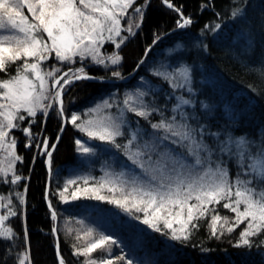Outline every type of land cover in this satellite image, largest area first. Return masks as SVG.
I'll return each instance as SVG.
<instances>
[{"label": "snow or ice", "instance_id": "1", "mask_svg": "<svg viewBox=\"0 0 264 264\" xmlns=\"http://www.w3.org/2000/svg\"><path fill=\"white\" fill-rule=\"evenodd\" d=\"M150 2L0 0V153L7 161L6 166H0V184L19 186L24 179L16 171V164L23 163V157L17 154L19 138L14 135V130L22 133L25 147L40 150L51 169L53 151L60 136L50 144L46 136L38 139L43 134L42 128L34 131L33 125L38 121L43 125L50 110H54L61 122V133L64 124L70 122L90 139L121 150L140 170L139 174L105 171L104 176L94 183H90L88 176L70 178L58 193L62 203L90 199L111 204L152 232L176 242L189 241L194 231L199 230L198 222L209 217L210 238L231 235L243 224L233 247L249 251L253 247L258 250L264 248V238H261L264 236V129L256 138L247 134L235 135L229 129L239 124L244 113L234 101L197 100L199 89L194 87L195 65L192 61L183 60L182 44L170 50V54L171 51L181 54V63L152 70V75L167 82L172 90L170 95L174 103L170 119L151 121L154 113L159 112L161 117L164 113L147 102L146 97L155 95V86L144 78H141L144 87L127 94L116 115L105 112V109L116 105L104 100L84 113L87 119L82 120L76 113L65 118L63 95L68 87L76 81L100 79L89 74L88 67L97 66L105 70L113 67L111 75L123 78L121 72L115 70L123 62L119 50L141 28ZM162 2L179 14L177 29H186L194 23L191 16H184L182 7L174 5L171 0ZM207 6L206 3L202 10ZM245 15L244 6L237 5L231 9L229 19L240 23L237 32L232 33L230 45L238 48L242 44L243 51L248 54L255 50V36L244 21ZM209 27L213 33H218L226 25H205V29ZM106 43L114 46L111 53L106 49L102 52ZM196 46L200 47V44ZM203 48L206 51L207 45ZM77 63L78 67H71ZM65 65L69 67L65 68ZM249 74L256 76L259 85L264 86V57L258 66H249ZM200 83L213 86L207 79ZM249 90L254 96L261 94L256 82ZM195 110L200 114L197 115ZM217 110L225 121L223 132L209 131L210 123H192L200 121L202 116L215 119ZM127 113L149 122L153 132L148 139L144 138V129L136 127L130 129L124 144L117 143V138L124 136L123 129L129 125ZM75 143L81 154L95 155L93 147L80 140ZM176 148L183 151L177 152ZM230 166L236 168L234 174ZM26 193L27 187H24L23 191L13 190V195H0V209L6 210L0 213V242L8 241L9 249L17 233L6 225V221L23 212ZM221 204L233 214L231 218L219 214L216 205ZM51 219H57L54 210L51 211ZM76 223L81 227L75 230V238L77 241L83 239L85 244L83 247L74 245L73 255L85 257L83 264H114L112 246L121 247L123 253L122 242L113 235L84 225L83 220ZM66 230L69 234L74 231L67 226ZM24 231L27 238L26 227ZM52 231L55 233L57 230L54 228ZM56 250L58 264H65L60 256L59 241ZM97 250L107 255L93 258L92 254ZM201 251L211 250L202 247ZM115 259L124 264H134L124 254ZM29 260L28 251L16 257L17 264H26Z\"/></svg>", "mask_w": 264, "mask_h": 264}, {"label": "trees", "instance_id": "2", "mask_svg": "<svg viewBox=\"0 0 264 264\" xmlns=\"http://www.w3.org/2000/svg\"><path fill=\"white\" fill-rule=\"evenodd\" d=\"M137 2L143 3V0ZM171 2L182 7L184 16H191L194 23L186 29H177L176 21L179 14L168 9L162 0H151L149 7L145 9L141 28L136 30L137 34L128 40L120 51L123 62L115 67V70L120 71L123 78L112 76L113 68L105 70L97 66L88 67L86 70L92 76L117 82L99 83L90 80L74 82L63 95L65 118L73 113L81 115L94 103L109 98L113 93L117 94L121 103L125 91L135 92L139 87L143 88L141 78H144L155 86V95L146 97L147 102L154 104L164 113V117H161L159 112L154 113L150 117L151 121L170 119V109L174 103L170 95L172 90L167 82L152 75V70L175 67L181 63V54L177 51H171L170 54V50L175 49L177 44H182L183 60L192 61L195 65L194 87L199 89L197 100L217 103L234 101L244 114L239 124L229 130L235 135L247 134L250 138H256L258 132L264 129V86L259 85L256 76L249 74V66H258L259 60L264 57V0H171ZM206 3L208 6L202 10ZM237 5L244 6L246 13L244 21L255 36V50L248 54L243 51L242 44L238 48L230 45L232 33L237 32L240 22L229 19V14ZM215 23H221L226 27L218 33H213L211 27L205 29V25L211 26ZM197 44H200V47H197ZM203 45H207L206 51ZM111 51L112 48L108 49V52ZM141 60L144 63L135 72ZM78 66L79 63L71 67ZM204 79L210 80L213 86H203L200 81ZM254 82L261 88L259 96H254L249 90ZM195 111L197 115L200 114L198 110ZM127 114L129 125L123 129L124 136L118 137L117 143L124 144L129 138L130 129L136 127L144 129V138L148 139L147 136L153 132L149 122L131 113ZM192 123H210L209 131L223 132L225 121L222 113L217 110L215 119L202 116L200 121ZM60 127V119L54 110L49 113V118L43 125L39 121L33 125L34 131L42 128L43 134L40 135V139L46 136L50 144L56 142L55 138L61 133ZM78 133L69 122H66L53 151L49 170L46 158L40 154V150L35 153L34 148L25 147L22 133L15 131L19 138L17 152L23 157L19 170L24 180L19 186H4L2 189L4 194H9L11 190L19 192L27 187L26 203L23 212L14 220H10L12 221L10 225L17 233L15 241L11 242L12 248L7 247L8 241L0 242V264H17L16 253L26 250V247L31 264H58L57 241L60 256L65 260V264H83V257L73 255V246L82 247V244L79 245L74 232L69 234L65 228L66 224H69L74 230L80 229L81 225L76 223L77 220H83L84 225L92 227L97 232L113 235L121 241L122 254L131 258L134 264H264V248L258 250L253 247L249 251L247 248L233 247L244 228L243 224L231 235L225 234L220 239L210 238L209 217L198 222L199 230L194 231L189 241L176 242L152 232L147 226L131 219L111 204L90 199L62 203L58 193L64 187L62 182L70 178L79 177L78 175L88 176L91 178L90 183H94L104 176L105 171L115 173L123 171L129 174L127 170L129 163H126L127 157L124 153L104 142L89 144L95 149V155L82 160L75 142L78 139L86 143L88 137ZM176 151L183 150L176 148ZM230 167L234 174L236 168ZM138 170L135 172L140 171ZM49 203L52 205L51 208ZM216 208L220 215L232 217L222 204L216 205ZM53 210L57 213V240L52 231L56 221L51 219ZM61 221H65L64 226L60 225ZM202 247L211 251L202 252ZM112 250L121 252V247L112 246ZM94 255L95 253L92 254L93 258H97Z\"/></svg>", "mask_w": 264, "mask_h": 264}, {"label": "rangeland", "instance_id": "3", "mask_svg": "<svg viewBox=\"0 0 264 264\" xmlns=\"http://www.w3.org/2000/svg\"><path fill=\"white\" fill-rule=\"evenodd\" d=\"M143 2H144V0H143ZM27 10L25 9V12H26ZM131 11V10H130ZM132 37H130L128 40H130ZM128 42V41H127ZM126 42V43H127ZM124 46V45H123ZM122 46V47H123ZM112 48V51L114 50V46L113 45H111V44H109V43H106L105 44V47H104V49H102V52L106 49L107 50V52H108V49H111ZM122 49V48H121ZM121 49L119 50V52L121 51ZM111 51V52H112ZM111 52H108V53H111ZM121 54V53H120ZM123 57V56H122ZM49 64H51L52 63V61H49L48 62ZM87 63V62H86ZM140 63L138 64V66H137V68H136V70H135V72H137L138 71V69L140 68ZM113 67H110L109 69H112ZM112 81H116L117 82V80H112ZM143 87H144V85H143ZM138 89H142V87H139ZM130 93H134L133 91H129L128 90V92L127 91H125L124 93H123V96H124V98H125V96L127 95V94H130ZM104 100H109V102H114V104L116 105V106H114L113 108H111V109H105V112H110L112 115H116L117 114V110H118V106H119V104H118V98H117V94L116 93H113V94H111L110 95V97L109 98H107V99H103V100H100V101H97L96 103H94V105L92 106V107H90L89 109H91V108H93V107H96L98 104H102V102L104 101ZM120 103V102H119ZM121 104V103H120ZM89 109H87V110H85V111H83L82 112V114H81V119L83 120V119H87L88 117L87 116H85L84 115V113L86 112V111H88ZM52 110H50V112H51ZM74 114V113H73ZM78 114H80V113H78ZM127 115V118H128V120H129V115L128 114H126ZM133 115V114H132ZM71 116V115H70ZM68 118H70V117H68ZM78 123H79V121H78ZM66 124V123H65ZM69 125L70 126H72V127H74L70 122H69ZM74 130L75 131H77V132H79L78 134L80 135V131H78L77 130V128H75L74 127ZM82 135H85V134H83V133H81ZM14 135H15V130H14ZM16 136V135H15ZM86 136V135H85ZM17 137V136H16ZM87 137V136H86ZM148 138H149V135L147 136ZM38 139H40V136H38ZM147 139V138H146ZM78 140V139H77ZM87 142L85 143V142H83V141H81L82 143H85L87 146H89V144H92V143H94V142H101V141H98V140H92V139H90L89 137L87 138ZM19 142V141H18ZM165 144H167V142H165ZM169 147H171L170 145H168ZM34 148V151H35V153L37 152V150H38V148H36V147H33ZM161 150H163V149H161ZM16 151H17V149H16ZM80 153V152H79ZM17 154H18V152H17ZM80 155H81V159L83 160V158H87L88 157V155H84V154H81L80 153ZM20 156V155H19ZM153 158H155V157H153ZM126 163H129L128 164V168H127V170H128V172H129V174H131V172H135V171H137L138 170V168H136V166H134V165H132L131 164V162L130 161H128V159H127V161H126ZM7 165V161L4 159V157H3V154L2 153H0V166H6ZM46 165H47V168H48V163L46 162ZM20 166H21V163H19V162H17V164H16V171H17V173L18 174H20V170H19V168H20ZM139 171V170H138ZM135 173H137V174H139L140 173V171L139 172H135ZM126 174H127V172H126ZM79 177H81V175H78ZM28 179V178H27ZM24 180V179H23ZM65 184V182H62V185H64ZM15 187V185H9V184H0V195H3L4 194V191H3V187ZM16 189V188H15ZM19 188H17V190H18ZM15 191V190H14ZM16 192H18V191H16ZM107 192L105 191V195H107L106 194ZM8 195H13V190H11L10 192H9V194ZM45 199H46V197H45ZM47 199H48V195H47ZM47 201V200H46ZM70 202H73V201H70ZM14 203H15V201H14ZM23 208H24V206H23ZM6 210L5 209H0V213H2V212H5ZM226 212L230 215H232L233 216V214L231 213V212H229L228 210H226ZM16 217H14V218H10L9 219V221H6V225H10V222H12V221H10V220H14ZM62 223L60 224L61 226H64L63 224L65 223V221H61ZM11 227H12V225H10ZM66 226L68 227H71L69 224H66ZM66 226H65V228H66ZM54 228L57 230V220L55 221V224H54ZM72 229H73V227H72ZM77 230V229H76ZM74 233H75V237H76V231L74 230L73 231ZM54 234V236H55V239L57 240V231L55 232V233H53ZM76 239V238H75ZM82 244V247L84 246V244H85V241L82 239V240H80L79 241V245H81ZM78 247V246H77ZM25 251H28V249H27V247H26V250H24V251H20L19 253H16V257H17V255L18 254H21V253H23V252H25ZM56 253H57V250H56ZM97 253V254H96ZM122 254V252H117V251H114V250H112L111 251V256L114 258V264H124V262L123 261H120V260H118V259H115L116 257H119L120 255ZM107 255V253H105V252H102V251H100V250H97V252H95V255H94V257H97V258H99V257H102V256H106ZM84 258V260H85V257H83ZM26 264H31L30 263V260L28 261V262H26Z\"/></svg>", "mask_w": 264, "mask_h": 264}, {"label": "water", "instance_id": "4", "mask_svg": "<svg viewBox=\"0 0 264 264\" xmlns=\"http://www.w3.org/2000/svg\"><path fill=\"white\" fill-rule=\"evenodd\" d=\"M90 81H93V82H99V83H113V82H116V81H112V80H105V79H93V80H90ZM65 125L66 124H64V128H65ZM61 134L62 133H60V138H61ZM60 140V139H59ZM59 142V141H58ZM58 142H56V146H57V144H58ZM46 162H47V160H46ZM49 184V183H48ZM48 186V185H47ZM48 188V187H47ZM46 200H47V195H46ZM57 243V242H56ZM57 258H58V256H57Z\"/></svg>", "mask_w": 264, "mask_h": 264}, {"label": "bare ground", "instance_id": "5", "mask_svg": "<svg viewBox=\"0 0 264 264\" xmlns=\"http://www.w3.org/2000/svg\"><path fill=\"white\" fill-rule=\"evenodd\" d=\"M48 169H49V166H48Z\"/></svg>", "mask_w": 264, "mask_h": 264}]
</instances>
